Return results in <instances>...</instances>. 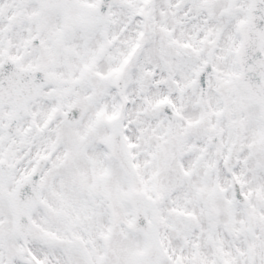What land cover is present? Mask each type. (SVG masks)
<instances>
[{
    "label": "snow or ice",
    "instance_id": "6c2138e0",
    "mask_svg": "<svg viewBox=\"0 0 264 264\" xmlns=\"http://www.w3.org/2000/svg\"><path fill=\"white\" fill-rule=\"evenodd\" d=\"M0 264H264V0H0Z\"/></svg>",
    "mask_w": 264,
    "mask_h": 264
}]
</instances>
